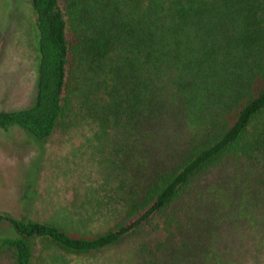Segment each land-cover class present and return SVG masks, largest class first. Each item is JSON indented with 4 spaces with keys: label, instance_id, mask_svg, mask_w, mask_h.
I'll return each instance as SVG.
<instances>
[{
    "label": "trees",
    "instance_id": "trees-1",
    "mask_svg": "<svg viewBox=\"0 0 264 264\" xmlns=\"http://www.w3.org/2000/svg\"><path fill=\"white\" fill-rule=\"evenodd\" d=\"M30 4L40 34L37 96L27 109L0 112V129L46 143L76 115L111 134L109 198L121 218L82 238L0 214L10 231L0 250L13 264H32L38 239L80 255L145 229V264H207L229 199L221 180L206 194L209 176L230 166H243L235 195L255 225L264 214V0ZM77 92L85 94L78 111Z\"/></svg>",
    "mask_w": 264,
    "mask_h": 264
},
{
    "label": "rangeland",
    "instance_id": "rangeland-1",
    "mask_svg": "<svg viewBox=\"0 0 264 264\" xmlns=\"http://www.w3.org/2000/svg\"><path fill=\"white\" fill-rule=\"evenodd\" d=\"M39 62L40 34L30 0H0V112L33 105ZM84 96L75 94L76 111ZM113 160L112 135L76 115L46 143L18 127L0 129V214L28 217L82 238L104 233L121 218L114 214L115 198H109L117 185ZM209 180L207 195L216 193L212 186L221 180L227 184L221 194L229 199L217 214L220 230L207 264H264V214L256 215L255 225L245 220L243 196L235 195L243 166L215 172ZM9 232L7 225L0 226V235ZM151 237L150 229L137 231L113 246L80 255L38 239L32 264H145L142 248ZM0 264H13L11 254L0 250Z\"/></svg>",
    "mask_w": 264,
    "mask_h": 264
}]
</instances>
